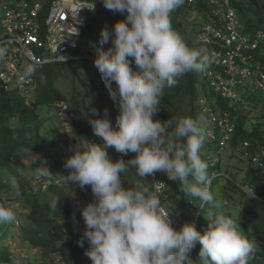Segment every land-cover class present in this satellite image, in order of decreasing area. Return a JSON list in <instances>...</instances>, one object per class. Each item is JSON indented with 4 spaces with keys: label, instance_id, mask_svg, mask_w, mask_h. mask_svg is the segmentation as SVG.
I'll return each mask as SVG.
<instances>
[{
    "label": "clouds",
    "instance_id": "obj_1",
    "mask_svg": "<svg viewBox=\"0 0 264 264\" xmlns=\"http://www.w3.org/2000/svg\"><path fill=\"white\" fill-rule=\"evenodd\" d=\"M102 3L105 9L124 15L111 29H101L94 60L119 115L113 125L107 109L101 117L91 105V115L87 112L86 117L101 142L86 137L76 142L64 164L69 184L74 189L90 187L93 195L80 209L85 227L78 245L83 248L87 240L85 255L92 264H249L256 246L236 220L217 214L206 217L209 223L203 231L190 222L177 229L173 212L169 214L159 198L160 184L144 182V178L164 173L169 181L178 182L183 193L200 201L195 204L219 206L210 191L209 164L202 158L210 135L206 117L154 119L165 89L175 87L188 73L205 72L213 61V54L190 46L173 27L172 13L185 0ZM89 9L95 11L94 0ZM110 40L111 46L105 49ZM6 51L0 47V61ZM35 70L28 64L19 78H29ZM109 148L122 157L128 153L135 156L113 160ZM133 168L140 179L125 186L124 177ZM37 175L52 176L46 162L37 167ZM55 179L45 182L44 188L53 182L60 185V178ZM11 189L20 195L21 186L15 178ZM16 220L13 208L0 206V225ZM197 244L201 247L198 258L193 259Z\"/></svg>",
    "mask_w": 264,
    "mask_h": 264
},
{
    "label": "trees",
    "instance_id": "obj_2",
    "mask_svg": "<svg viewBox=\"0 0 264 264\" xmlns=\"http://www.w3.org/2000/svg\"><path fill=\"white\" fill-rule=\"evenodd\" d=\"M233 4L245 33L254 38L259 32H264V0H233ZM193 9L197 11L196 16L193 15ZM213 10L214 8H211L205 0H197L193 3L185 0V4L172 13L173 27L185 37L190 46L209 50L208 46L199 42L198 35L203 25L212 20ZM121 19H124L123 14L105 9L102 3L90 15L77 53L83 55L85 44L97 45L101 29L104 26L111 29L112 25ZM3 35L4 28L0 29V38ZM110 46L111 40L104 45V48ZM253 52L264 60V43ZM82 59L45 66L37 77L34 89L28 95L7 90L0 81V202L3 203V207H8L7 201H20L27 210L26 213L18 212L16 222L20 223L21 227L16 228L15 223L0 225V241L16 238L15 229H17L19 231L17 238L28 247L39 251L40 255L38 259L34 258V254L31 255L30 260L25 264H54L51 255L57 257L58 264H92L85 255V249L89 246L87 240L83 248L77 243L85 227L80 209L93 200L91 188L81 190L78 197L74 198L68 186H60L56 182L44 188V183L40 180L38 187H35L37 184L32 185L31 176L28 178L19 172L17 169L19 164L15 157L17 153L24 154L26 150H31L39 153L41 161L50 162L53 160V149L66 144L65 138L58 141L61 136L58 140L55 139L44 127L45 120L41 117V112L43 108H47L58 113L59 109L54 105L63 98L58 81L70 68L74 73L73 83L76 84L80 68L78 63ZM201 74L203 73H188L175 87L165 89L160 110L154 119L162 121L165 115L168 119L173 115L195 117L197 114H203L206 117L207 112L210 113L207 108L215 112L218 110L217 114L229 113L236 129L229 140V147L225 148L230 149V160L236 157L240 159L241 163L238 164L237 170H232L229 163L223 168L225 162L222 160V152H218L220 158L215 161L211 160L210 154L205 157L204 149L209 148V142L204 146L202 157L209 164L210 191L219 206L205 204L203 208L200 207L197 205L200 201L193 200L191 196L183 193L178 182L169 181L164 173H156L155 178H144V182L154 184L155 179L167 181L168 184L159 198L162 205L167 206L166 210L169 214L173 212L174 227L177 229L185 222H190L194 223L198 230L203 231L209 223L206 217L212 218L217 214H224L236 220L241 225V231L248 235L256 246L255 255L249 264H264V105H260V99L256 102L255 98L254 106L249 112L245 99L232 101L222 96L212 80L204 74L207 82L202 84ZM243 86L249 89L248 86ZM258 90L264 92L262 89L251 91L256 93ZM79 93L83 96V104H87L95 93L98 94L91 105L103 103L101 117L105 109H118L110 98L101 76L85 92ZM210 99L216 101L214 106H207V101L209 102ZM241 103L245 106L242 107ZM61 130L65 134L64 126ZM71 130L76 132L81 142L86 137L98 143V137L93 134L91 125L83 128L81 122L75 120L71 124ZM215 131L216 139L210 140L219 146L222 132L219 127ZM245 142L249 144L245 145ZM238 149L239 152H236ZM32 166L35 168L36 164L32 163ZM53 168L50 164V171ZM5 171L13 174L20 183L21 195L17 196L11 189V180L8 178L9 181H6ZM127 177L134 180L133 183L140 179L135 175L134 168L130 169L124 178ZM246 185L253 189L254 197L245 190ZM250 227L251 233L248 232ZM200 247L197 244L193 249L191 253L193 259L198 258ZM11 254L10 246L6 244L1 246L0 263L11 262Z\"/></svg>",
    "mask_w": 264,
    "mask_h": 264
},
{
    "label": "built area",
    "instance_id": "obj_3",
    "mask_svg": "<svg viewBox=\"0 0 264 264\" xmlns=\"http://www.w3.org/2000/svg\"><path fill=\"white\" fill-rule=\"evenodd\" d=\"M195 2L197 0H187ZM214 8L212 20L207 21L198 35L201 44L209 47L213 61L203 74L220 94L232 101H241L239 89L264 90V60L253 52L264 43V32L251 38L243 31L241 20L233 0H205ZM95 10L102 0H94ZM92 0H8L4 4V35L0 47L6 55L0 65V81L7 90L28 95L34 89L37 75L21 80L28 64L42 68L58 62H69L84 58L77 53L80 39L89 22ZM210 110L209 140H215V129L220 128L221 148L229 147V140L235 132V123L229 113ZM60 113L65 114L60 108ZM70 114V112H67ZM245 142V145H248ZM257 161L260 163L259 158ZM160 184L159 195L163 194L167 181ZM245 190L251 195L253 189Z\"/></svg>",
    "mask_w": 264,
    "mask_h": 264
},
{
    "label": "rangeland",
    "instance_id": "obj_4",
    "mask_svg": "<svg viewBox=\"0 0 264 264\" xmlns=\"http://www.w3.org/2000/svg\"><path fill=\"white\" fill-rule=\"evenodd\" d=\"M8 0H0V29L3 30L4 25H3V16H4V4ZM193 15H197L196 10H192ZM115 22V19H114ZM115 24V23H114ZM112 25V27L114 26ZM82 54L84 56V59L78 63L79 71L77 73L76 77V84L73 83V77L74 73L73 71L68 68V73L64 74L58 81V86L60 87L63 98L61 101H58L54 106L59 109L58 113L54 111H51L50 109L48 110L47 108H43V111L41 112V117L45 120V128L48 129V131L53 134L54 138L58 140V137L61 136V139L59 138L58 141H61L63 138L66 140V144L62 147H56L52 151V158L53 160L50 162H46V165L49 167L51 164L54 168L51 171L52 176L48 178H42L37 175V167L45 161H41L39 153H36L35 151L31 150H26L24 154L22 153H17L15 157L17 158V162L19 165H17V169L19 172H21L24 176H27L28 178L31 176L32 177V185H35V187H38L39 181H43L45 184L50 182L53 176L56 178L55 180H58L60 178V186H68L71 189V195L74 198L78 197V194L81 193V189L76 187L74 189V186L69 184V182L66 179V175H68L69 170L64 167L66 159L72 154L70 151V148L77 143H80L81 140L80 138L77 137L76 132L71 130V124L73 121H80L82 124V127L85 128L89 126V122L87 119V112L88 115H91L90 109H88L91 106V102L95 100L97 97V93L92 97L90 101L87 102V104H83L82 98L83 96L79 92H85L89 86L98 80L100 78V73L97 70V68L94 66V60L96 56V51H95V46H92V44H85L82 50ZM73 65L75 63H72ZM0 65H3V62L0 61ZM48 66V65H46ZM45 67V66H44ZM36 68L35 74L38 76L41 72V70L44 68ZM70 71V72H69ZM200 80L202 84H206L207 79L203 74L200 76ZM76 86V87H75ZM239 93L241 94V100L243 99L246 100L247 102V110L250 112L254 106L255 103V98L256 102H258V99H260V105H264V92L261 90L256 91V93L252 92L250 89L247 88H241L239 89ZM255 94V95H254ZM214 103L216 101L214 99H210L209 102L207 101V106L212 105L214 106ZM103 103H95L94 106L99 110V115L103 112ZM242 107L245 106L244 103H241ZM64 106H67V108H64ZM60 108L62 111H64L65 114H59ZM170 108V107H169ZM205 110V108H204ZM218 110H216L217 112ZM67 112H70V114H67ZM110 114V119L115 125V121L117 116L119 115V109H113V110H108ZM219 113V112H218ZM206 119L209 122V115L210 113L207 112L206 114ZM168 118L163 116L162 121L167 120ZM64 126V132L61 130L62 127ZM213 129V125L209 124L207 125V131ZM101 140L98 137V143H100ZM210 143L209 148L207 147L204 149V155L206 157L207 154H210L211 160L215 161L218 157L219 154L218 152H222V160L225 162L223 164V168L227 167L228 163L231 165L232 170H237L238 164L241 163L240 159L238 157L234 158V160H230V149L225 148L221 150V146L216 145L213 140L208 141ZM209 149V151H208ZM109 154L112 156L113 160H117L120 158H123L125 160H128L130 158H133L135 156V153H128L127 155H124L122 157V154L117 153L114 148H109L108 149ZM239 152V149L236 151ZM229 154V155H228ZM250 156V155H247ZM220 158V157H219ZM32 163L36 164V167L33 168ZM23 164L24 166L20 165ZM7 173L6 176V181L12 180L14 178L13 174L9 173L8 171H5ZM239 176H241L238 173ZM9 178V179H8ZM126 181L125 186H127L128 183H133L134 180L131 178L127 177L125 178ZM22 193H20L21 195ZM79 200V199H78ZM86 201V200H84ZM6 204L8 207L13 208L18 216V212H27V210L22 206V203L20 201L14 202V201H7ZM3 203L0 202V206H2ZM164 207L167 209V206L164 205ZM168 211V210H167ZM169 212V211H168ZM84 221V220H83ZM84 224V223H83ZM16 228L21 227L20 223L15 222L14 225ZM196 226V225H195ZM197 228V227H196ZM16 233V238H9L6 241H0V247L3 245H8L12 249V254H11V262H5V263H0V264H25L27 263L28 260H30V256L34 254V258L38 259L39 258V251L32 249L28 247V245L23 244L17 237L19 236V231L15 229ZM51 258L54 260V264H58V259L56 256L51 255Z\"/></svg>",
    "mask_w": 264,
    "mask_h": 264
}]
</instances>
